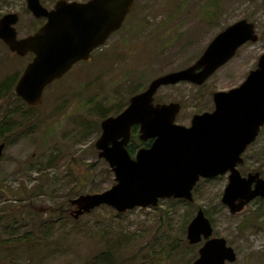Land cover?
<instances>
[{
  "label": "rangeland",
  "instance_id": "1",
  "mask_svg": "<svg viewBox=\"0 0 264 264\" xmlns=\"http://www.w3.org/2000/svg\"><path fill=\"white\" fill-rule=\"evenodd\" d=\"M51 8L56 0H41ZM19 14L20 37L43 23L27 0H0V18ZM246 18L259 39L248 41L204 84L179 82L160 87L156 102L179 101V123L214 108L213 93L241 84L264 53V0H136L134 13L106 44L93 51L46 89L43 103L31 108L14 86L32 55L13 53L0 38V121L14 120L0 132L6 148L0 159V264H89L111 252L115 259L98 264H191L203 241L191 244L187 229L202 207L213 225L234 247L230 264H264V197L232 214L221 198L225 175L202 178L194 201L161 198L157 205L123 212L103 204L74 218L71 199L116 183L96 141L102 120L117 115L134 94L156 77L194 63L210 41L228 25ZM138 139L137 147L146 145ZM264 130L243 154L247 167L261 169ZM137 147L131 153L135 156ZM12 243L4 240L28 234Z\"/></svg>",
  "mask_w": 264,
  "mask_h": 264
},
{
  "label": "water",
  "instance_id": "2",
  "mask_svg": "<svg viewBox=\"0 0 264 264\" xmlns=\"http://www.w3.org/2000/svg\"><path fill=\"white\" fill-rule=\"evenodd\" d=\"M135 1L56 0L48 8L41 0H27L32 14L47 21L22 37L16 28L18 13L3 15L0 38L20 56L34 54L14 86L15 95L31 107L42 105L47 86L77 62L90 61L92 52L121 29ZM258 39L255 23L246 18L228 25L194 63L154 78L146 89L130 97L124 110L104 118L96 146L114 171L116 183L104 191L71 199L76 206L74 218L103 204L123 212L155 206L165 197L193 200V189L202 177L227 172L230 176L222 202L232 214L241 212L254 198L264 197V178L256 179L258 173L243 176L237 167L264 126V53L241 84L214 92V110L196 113L190 125L177 121L181 102L155 101L164 85L182 81L203 84L241 46ZM135 125H139L142 141L153 142L133 156L128 145ZM5 148L6 142H0V159ZM187 240L191 244L205 240L191 264H230L237 259L225 237L213 236V225L203 209L188 225Z\"/></svg>",
  "mask_w": 264,
  "mask_h": 264
},
{
  "label": "flooded vegetation",
  "instance_id": "3",
  "mask_svg": "<svg viewBox=\"0 0 264 264\" xmlns=\"http://www.w3.org/2000/svg\"><path fill=\"white\" fill-rule=\"evenodd\" d=\"M70 1H73V0H70ZM79 1H83V2H85V1H88V0H79ZM135 4H136V1H135ZM135 4H134V6H133V9H132V11L127 15V17H126V20L124 21V24H125V22L126 21H128V18L134 13V8H135ZM54 6V5H53ZM52 8V7H51ZM10 13H12V12H10ZM14 13H16V12H14ZM5 15V14H4ZM19 15V14H18ZM42 19H43V23L41 24V25H43L46 21H47V18L46 17H42ZM124 24H123V26H124ZM123 26L121 27V29L123 28ZM38 29V28H37ZM36 29V30H37ZM35 30V31H36ZM119 31V30H118ZM33 33V32H32ZM116 33V32H115ZM28 35V34H27ZM20 37V36H19ZM106 44V43H105ZM7 45V44H6ZM8 46V45H7ZM101 46H103V45H101ZM100 46V47H101ZM100 47H98V48H96L95 50H97V49H99ZM9 48V47H8ZM10 49V48H9ZM11 50V49H10ZM94 50V51H95ZM12 51V50H11ZM13 53H15V54H17L16 52H14V51H12ZM28 54H31L32 55V58H33V56H34V54L33 53H31V52H29ZM27 54V55H28ZM18 55V54H17ZM20 56V55H19ZM26 56V55H25ZM32 58H31V60H32ZM92 58H93V52H92ZM30 60V61H31ZM29 61V62H30ZM81 61H86V60H81ZM91 61V60H90ZM80 62V61H79ZM78 63V62H77ZM76 63V64H77ZM28 64V63H27ZM26 64V65H27ZM74 67V66H73ZM71 71V70H70ZM68 73V72H67ZM66 73V74H67ZM65 74V75H66ZM64 75V76H65ZM63 76V77H64ZM20 77V76H19ZM62 77V78H63ZM56 81V80H55ZM190 83V82H189ZM205 83V82H204ZM203 83V84H204ZM193 84V83H192ZM51 85V84H50ZM196 85V84H195ZM202 85V84H201ZM49 86H47V88H48ZM46 88V89H47ZM46 89H45V91H46ZM13 91H14V89H13ZM45 91H44V94H45ZM43 97H44V95H43ZM24 101V100H23ZM156 101V100H155ZM213 101H214V97H213ZM25 102V101H24ZM26 103V102H25ZM29 106V105H28ZM31 107V106H30ZM39 107V106H38ZM214 108H215V103H214ZM214 108L212 109V110H214ZM212 110H208V111H212ZM205 112V111H204ZM201 113H203V112H201ZM195 115V114H194ZM193 115V116H194ZM193 118V117H192ZM191 121H192V119H191ZM191 124V123H190ZM136 127H138V134H139V125H135ZM134 126V127H135ZM133 127V128H134ZM263 130H264V126L262 127V129H261V131L259 132V134H258V136H257V138L248 146V148L245 150V152L249 149V147L258 139V137L260 136V134L263 132ZM133 131V130H132ZM132 136H133V133H132ZM132 139V138H131ZM139 139H140V134H139ZM141 140V139H140ZM153 142V139H149V140H147V141H144L143 143L144 144H146V145H142V146H140V147H138V149L139 148H141V147H148V146H150L151 145V143ZM137 149V150H138ZM244 152V153H245ZM243 153V154H244ZM254 155H256V157L257 156H263L264 157V146L256 153V154H254ZM238 169H239V171L241 172V174L243 175V176H247L249 173H253V174H255V173H258L259 174V176L256 178V179H258L259 177L260 178H264V164L262 165V168L261 169H250V168H248L247 167V164H246V160H245V158H244V162L242 163V164H239L238 166ZM223 175H225L226 177H227V179H228V182H229V176H230V172H227L226 174H223ZM223 175H218V176H223ZM218 176H213V177H202V178H207V179H211V178H215V177H218ZM201 178V179H202ZM199 182V181H198ZM228 184V183H227ZM227 184H226V186H227ZM226 186H225V188H224V191H225V189H226ZM253 188L255 187V182L253 183V186H252ZM195 189V188H194ZM194 189H193V191H194ZM223 194H224V192H223ZM222 197H223V195H222ZM258 197H261V196H258ZM258 197H256V198H258ZM256 198H254V199H256ZM181 199H184V198H181ZM253 199V200H254ZM185 200H187V199H185ZM221 200H222V198H221ZM188 201H194V196H193V200H188ZM76 207V206H75ZM199 209H203L202 207H199ZM198 209V210H199ZM198 212V211H197ZM204 242H205V240H204ZM203 242V243H204Z\"/></svg>",
  "mask_w": 264,
  "mask_h": 264
},
{
  "label": "trees",
  "instance_id": "4",
  "mask_svg": "<svg viewBox=\"0 0 264 264\" xmlns=\"http://www.w3.org/2000/svg\"><path fill=\"white\" fill-rule=\"evenodd\" d=\"M31 108H35V107H31ZM15 126V122L14 120H11L9 118H7V116H5L2 121H0V132H5V131H10L13 130V127ZM133 136L132 139L128 145V149L131 153V150L133 151L135 147L139 146L140 144L137 143L138 139H139V134H138V127H134L133 128ZM131 148V150H130ZM138 148V147H137ZM132 154V153H131ZM28 234H25L21 237H17V238H13V239H8V240H4L3 243H12L13 241H24L27 240L29 238H31V236ZM9 244V243H8ZM115 259L114 255L111 252H105L102 253L100 255H98L97 257H95L94 259H92L91 261H89V264H98L99 262H111Z\"/></svg>",
  "mask_w": 264,
  "mask_h": 264
}]
</instances>
